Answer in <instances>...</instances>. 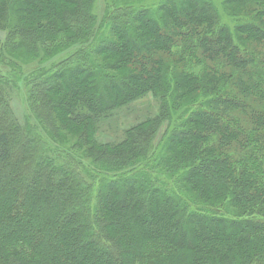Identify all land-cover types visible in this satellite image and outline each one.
<instances>
[{
    "label": "trees",
    "instance_id": "16d2710c",
    "mask_svg": "<svg viewBox=\"0 0 264 264\" xmlns=\"http://www.w3.org/2000/svg\"><path fill=\"white\" fill-rule=\"evenodd\" d=\"M120 1L0 0V264H264V0Z\"/></svg>",
    "mask_w": 264,
    "mask_h": 264
},
{
    "label": "rangeland",
    "instance_id": "374dc122",
    "mask_svg": "<svg viewBox=\"0 0 264 264\" xmlns=\"http://www.w3.org/2000/svg\"><path fill=\"white\" fill-rule=\"evenodd\" d=\"M163 1L161 0H121L120 2H129L135 6L145 4L146 7H150L152 11L155 12L158 6ZM211 1L216 3V6L218 7V9L220 10V12L222 13L224 17L223 18L224 20L229 21V19H232V18H235L236 20L239 19L240 21L243 20L242 16H244L245 13H241L238 10H237V13H235L233 12V9L231 8L227 9L226 5H222V2H220L221 0H211ZM104 4H105V0H100V5L98 7V11L100 14L103 12ZM99 32L101 31L99 30L98 33ZM90 42H92V38L88 40V43ZM90 50H93L92 46H89L88 51ZM68 54H69L68 50H63L59 52L50 62L47 63L48 64L47 66H51L52 64L59 62L61 59H64L65 57H67ZM8 56L17 62L19 68L13 67L6 60L4 62H0V68L16 71V76L18 78L16 79V81L18 82L19 85H23V83H25V76H27V74L34 69V67L36 66L35 65L36 63L27 64L26 62H24V59L16 58L14 56H11L10 54H8ZM94 58L98 63H100V61L97 59L95 54H94ZM42 65L44 64H41L40 66ZM14 106L18 112L20 119H22V121L26 122L28 118H31L32 122L35 123V119L32 113H30V111L27 109L26 98L24 95V91L22 89L15 92ZM158 110H159V103L151 95H149L142 99H139L138 101L134 102L130 106H126L121 109H117L109 114H106L99 121L101 128L98 133V138L101 141H109V142L117 143V141L121 140L124 137V129L126 127L140 120H144L150 115H155L158 112ZM50 144L52 145V147L56 146V148L63 149V151L65 152L63 156L65 158L67 157V152L72 155L80 154L77 150L72 148L73 147L72 137H70V142H69L66 139V136L64 134H59V136L57 135L56 138L51 140ZM64 149L73 150L74 152L64 150ZM98 183L99 182L97 181V184Z\"/></svg>",
    "mask_w": 264,
    "mask_h": 264
}]
</instances>
